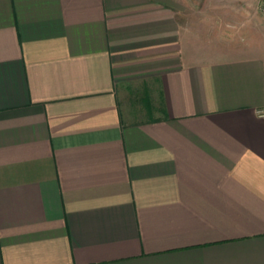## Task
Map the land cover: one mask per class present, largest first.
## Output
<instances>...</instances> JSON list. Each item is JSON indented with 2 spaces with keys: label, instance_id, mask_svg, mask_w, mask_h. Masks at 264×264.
Returning a JSON list of instances; mask_svg holds the SVG:
<instances>
[{
  "label": "crops",
  "instance_id": "1",
  "mask_svg": "<svg viewBox=\"0 0 264 264\" xmlns=\"http://www.w3.org/2000/svg\"><path fill=\"white\" fill-rule=\"evenodd\" d=\"M0 264H264V0H0Z\"/></svg>",
  "mask_w": 264,
  "mask_h": 264
}]
</instances>
